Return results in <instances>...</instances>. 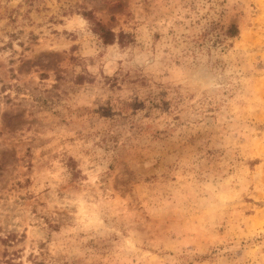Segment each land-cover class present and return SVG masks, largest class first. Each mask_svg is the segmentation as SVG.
I'll list each match as a JSON object with an SVG mask.
<instances>
[{"label":"rangeland","instance_id":"rangeland-1","mask_svg":"<svg viewBox=\"0 0 264 264\" xmlns=\"http://www.w3.org/2000/svg\"><path fill=\"white\" fill-rule=\"evenodd\" d=\"M0 264H264V0H0Z\"/></svg>","mask_w":264,"mask_h":264},{"label":"trees","instance_id":"trees-1","mask_svg":"<svg viewBox=\"0 0 264 264\" xmlns=\"http://www.w3.org/2000/svg\"><path fill=\"white\" fill-rule=\"evenodd\" d=\"M237 26L235 25V24H230L229 26H228V29H227V31H226V34L228 35V36H235L236 34H237ZM109 34H111V36L113 35V33H111L110 31H107L106 33H105V35H104V39L105 40H107V38H105V37H107Z\"/></svg>","mask_w":264,"mask_h":264}]
</instances>
